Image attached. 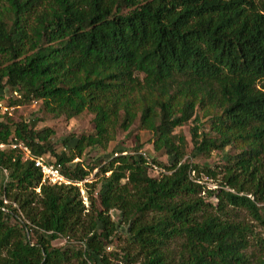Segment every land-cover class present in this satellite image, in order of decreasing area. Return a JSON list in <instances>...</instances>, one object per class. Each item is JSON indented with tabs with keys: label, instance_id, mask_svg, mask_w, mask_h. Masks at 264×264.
<instances>
[{
	"label": "trees",
	"instance_id": "trees-1",
	"mask_svg": "<svg viewBox=\"0 0 264 264\" xmlns=\"http://www.w3.org/2000/svg\"><path fill=\"white\" fill-rule=\"evenodd\" d=\"M263 80L264 0H0V88L18 96L9 104L94 114V132L56 152L51 128L0 112V143L16 137L76 181L100 175L96 195L86 184L87 208L78 186L43 182L21 152L0 150V264H112V210L129 233L123 264H264ZM197 110L210 127L190 129V156L236 149L221 167L185 158L175 129ZM136 120L165 172L143 143L103 165L79 160ZM60 237L77 245L54 246Z\"/></svg>",
	"mask_w": 264,
	"mask_h": 264
},
{
	"label": "rangeland",
	"instance_id": "rangeland-1",
	"mask_svg": "<svg viewBox=\"0 0 264 264\" xmlns=\"http://www.w3.org/2000/svg\"><path fill=\"white\" fill-rule=\"evenodd\" d=\"M264 83V80L262 81ZM0 105L12 107L7 113V116L10 118L12 122H20L26 121L29 124H33L35 129H44V128H51L53 130V134L51 135L50 139L52 142L53 147L55 148L56 152L65 151L67 152L69 147H72L75 140L80 137L81 135H88L94 132V123L93 117L94 114L90 111H83L82 113L72 117L66 118L64 116L55 117L52 114L48 113L43 109L42 103L40 100L35 101L31 104H21V105H11L9 101L15 99L17 93L14 92L10 88H5L4 90L0 88ZM0 112L3 113L4 111L0 109ZM201 110L195 111L194 116L191 120L186 122L184 125L177 127L175 129L176 133H181L187 140V149L185 158L189 159L193 163H197L199 165L206 163L210 166L217 168L221 167L226 161V154H233L236 152L234 148H225L224 150H213L209 155H192V142H191V128L197 124L198 122L201 123V129L209 130V122L206 116L202 115ZM2 119V117H1ZM32 125V126H33ZM150 134L146 130H142L139 126L138 120H136L128 130H123L120 127H117L114 132L113 138L107 142L105 146H87L85 147L82 156L79 160L83 161L85 165H92L94 164L96 159H102L99 161V164L103 165L107 163L111 158L115 157V152L120 155L121 153H135V147L142 144L140 152H144L148 157L149 161L152 162V159L155 157V153L152 149V145L148 143V138ZM64 140H69L67 146H64ZM122 151V152H121ZM52 159L50 155L47 157ZM169 158L167 156H159L157 157V161L167 162ZM77 160H73L71 164L76 163ZM153 163V162H152ZM154 164V163H153ZM157 165V164H155ZM158 172H165L161 167L157 166ZM7 171H3V174H0V180L2 178L3 181L6 180ZM108 174V173H107ZM154 174V173H153ZM100 175L98 174V167H95L92 172L85 177V179L78 183V187L80 189V195L85 206L88 208L89 201H88V192L86 184L96 183V188L94 189V195L99 188V179ZM202 182L206 184V186L210 189H213L217 186V182L213 181L211 178H207L202 176ZM204 194V193H202ZM208 201L215 203V198H208ZM8 203H12L13 206H16V203L10 202L7 200ZM112 220L116 224V233L112 237V241L108 243L106 246V252L110 257L112 264H123L120 258L116 257V255L122 256L123 254V247L127 244L129 239V233L127 230V225L123 223L120 219L119 212L117 210L111 211ZM240 217L245 219L247 222L254 223V231L263 235V230L261 227L255 224V221L250 220V218L244 213H240ZM54 246H62L67 244L77 245V241L69 239L68 237H60L53 242ZM256 248L252 247L248 249V253L255 251Z\"/></svg>",
	"mask_w": 264,
	"mask_h": 264
},
{
	"label": "built area",
	"instance_id": "built-area-1",
	"mask_svg": "<svg viewBox=\"0 0 264 264\" xmlns=\"http://www.w3.org/2000/svg\"><path fill=\"white\" fill-rule=\"evenodd\" d=\"M11 108L12 107L0 105V109H2L4 112L7 113H10L9 110ZM6 149L11 151H19L23 155L24 159L31 160L33 162L34 167H36L40 171L43 182L56 184V185H76V186H78V183L81 182V181L73 180L68 176H66L63 173L60 165L56 164L55 162L49 161L47 155L33 154L30 147L27 144H25L23 141L17 140L16 137H14L8 142L0 143V150H6ZM140 153L146 158L147 162L150 165H152L155 169H157V165L149 161L148 157L144 152H140ZM114 154L115 156H118L117 152H115ZM74 160H77V158Z\"/></svg>",
	"mask_w": 264,
	"mask_h": 264
}]
</instances>
